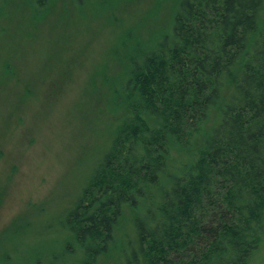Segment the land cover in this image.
<instances>
[{"label": "trees", "instance_id": "trees-1", "mask_svg": "<svg viewBox=\"0 0 264 264\" xmlns=\"http://www.w3.org/2000/svg\"><path fill=\"white\" fill-rule=\"evenodd\" d=\"M127 1L0 0V33L23 14L22 43L59 5L64 19L96 9L123 28L103 57L113 67L81 98L101 113L89 122L106 124L97 148L83 147L79 177L31 202L0 245L41 226L49 237L20 264H253L264 243V0H158L152 29L126 25Z\"/></svg>", "mask_w": 264, "mask_h": 264}, {"label": "rangeland", "instance_id": "rangeland-1", "mask_svg": "<svg viewBox=\"0 0 264 264\" xmlns=\"http://www.w3.org/2000/svg\"><path fill=\"white\" fill-rule=\"evenodd\" d=\"M157 2L129 0L117 14L128 20V26L139 23L152 29L155 25L147 17ZM170 4L165 2L162 12L168 13L165 6ZM60 7L28 44L20 42L24 34L15 30L23 14L16 15L14 32L0 33V234L25 213L31 202L47 197L57 184L63 182L70 187L80 174V168H74L78 155H83L81 149L95 150L96 132L106 125L104 121L98 125L89 122L101 113L93 107V115H87L81 108V98L84 87L95 85L93 76L101 77V65H112L103 57L107 50L108 55L109 50L117 51L123 28L113 25L110 13L95 9L93 19L86 22L88 16L76 10L71 19L62 18ZM25 23L21 25L26 32L31 28ZM6 62L12 64L9 71ZM55 77L60 80L53 92L48 82ZM96 92L91 91V96ZM56 217L54 214L48 220L55 224ZM45 232L46 227L39 226L29 238L6 237L0 245V264H20L27 250L46 240L41 236L49 237ZM7 255L10 263L3 262ZM253 264H264V243Z\"/></svg>", "mask_w": 264, "mask_h": 264}]
</instances>
